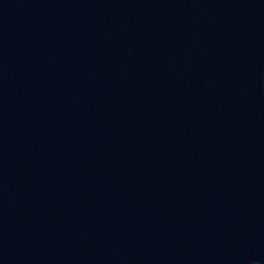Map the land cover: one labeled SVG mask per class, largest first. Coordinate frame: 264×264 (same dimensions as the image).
Instances as JSON below:
<instances>
[{
	"label": "water",
	"instance_id": "95a60500",
	"mask_svg": "<svg viewBox=\"0 0 264 264\" xmlns=\"http://www.w3.org/2000/svg\"><path fill=\"white\" fill-rule=\"evenodd\" d=\"M0 264H264V0H0Z\"/></svg>",
	"mask_w": 264,
	"mask_h": 264
}]
</instances>
